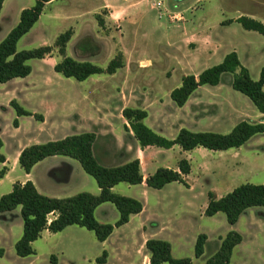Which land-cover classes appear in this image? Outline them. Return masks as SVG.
<instances>
[{
  "label": "rangeland",
  "instance_id": "374dc122",
  "mask_svg": "<svg viewBox=\"0 0 264 264\" xmlns=\"http://www.w3.org/2000/svg\"><path fill=\"white\" fill-rule=\"evenodd\" d=\"M162 3V11L165 12L164 20L167 19L174 28L173 30H175L172 34L174 44L166 50L165 59L156 60L153 62L152 67L147 68V63L143 64L142 67H139V63H136L137 65L134 68L129 65L125 74L133 75V77L139 76L124 84V86L130 88L129 90H132L131 92H136L138 96L142 94L151 97L155 101L161 98V102H164L168 99V93L179 87L186 76L197 74L206 65L210 67L220 64L223 57L233 51L237 52L244 66L250 71L252 79L255 81L260 79L261 71L264 68V36L254 31L245 30L237 22H228L236 21L238 18L245 16L264 24V0H199V2L197 0H163ZM100 4V0H93L90 1L87 7L99 6ZM32 5H35V0L8 1L3 15L7 19L0 28V38L15 23L17 15L19 17V9ZM147 11L149 18L154 23L165 24L164 20L158 21L155 10L147 9ZM97 12L96 17L99 16L106 23L107 11L98 10ZM92 18H94L93 14ZM70 25L69 22H61L43 30L39 25L37 29L20 40L18 50L37 49L43 47L44 42L49 43L50 46L56 49V36L70 30ZM87 29L94 36H88L90 41L85 44L88 50L79 47L78 45L82 40L75 38L68 47L69 57L77 61L83 58L85 62L106 68L111 57L123 56L118 40L115 39L111 42L106 37L111 32L116 34L118 31L116 27L106 29V26L101 27L96 22L95 27L88 26ZM145 29L149 33L140 38H137L135 33V39L129 38L126 42V46L132 48L128 53L131 62H135L136 59L134 58L137 54L141 58L147 57L150 59H153L155 55L152 39L155 37L161 38L162 32L155 31L151 22L147 23ZM182 34L184 38L180 40ZM202 34L203 36L200 38ZM213 36L222 43L221 55L218 59H213L210 56L209 58L212 59H208V63H204V55L208 52L213 53L206 47L214 41L212 40ZM159 42L162 46L165 44L163 40ZM56 50L59 55L58 49ZM123 58L126 62L124 56ZM200 62H203V65H200ZM39 64L38 60L29 61V65L34 70L33 74L25 79H15L11 83L13 86H17H15L14 93H8L4 104L11 96L14 97L19 90L21 96H17L20 97L24 106L36 110L39 115H46L48 122L45 125H40V122L35 118H26L23 120L21 129L16 132L14 130V121L18 118L16 111L12 108L4 113L0 122L3 127L6 124L10 126V130L4 134L5 151L10 156H13L21 145L30 140H39L43 143L57 141L71 135L74 131L72 128L77 129L79 127L82 131L90 129L88 120L91 117V107L94 104L96 105L97 102L102 103V105L106 103L108 106L118 105L117 100L114 99L116 97H106L104 92L100 91L99 93L94 90L95 86L98 87L97 82H100V84L98 83L99 86H103L106 83L105 79L91 77L85 82H78L74 79L64 78L61 74L56 73L54 69L39 67ZM121 74H124V72ZM120 75L117 78L116 86L120 84ZM151 76H158L156 77L157 80L155 78L153 82L146 81V78L152 79ZM232 81L233 75L226 74L222 78L220 87L204 86L194 95L198 102L203 101L206 103H212L213 99L209 98L210 96L221 97L224 95L226 96L224 98L226 103L238 107L242 112L240 116L235 115L229 123L225 122L226 124L222 127L208 130L210 132H228L232 126L242 121L264 124V117H257L251 111L252 106L257 112L256 107L248 97L232 88ZM169 100L173 103L170 96ZM215 101H221V99ZM209 106L204 112L205 114L219 112V109L213 107L214 105ZM112 116L114 119L118 118V114ZM162 117L161 113L153 110L149 122H158ZM177 118L172 122L177 129L183 125L192 128L190 120L186 116L183 115ZM81 119L83 120L82 124L78 122ZM65 121L68 122L67 125H65ZM78 124L80 126L73 127ZM201 156L205 166H202L199 160H195L194 173L190 178V182L195 188L194 192L189 193L186 187L175 183L159 192L158 196L155 197L158 200L152 199V205L156 206L160 220L168 221L172 227L183 234V238H170L175 258H190L193 264H206L218 252L222 237L227 236L231 231V226L228 224L225 214L221 213L214 219L205 216L203 207L209 199L208 193L213 189L219 196L222 190L226 191L247 183L264 185V134L252 138L240 149H231L224 152L200 150L196 158L200 159ZM206 166L210 169L216 168V172L207 174L206 170L208 169ZM9 191V187H0V198L9 194ZM187 204L190 208L186 207ZM263 210L264 208L261 207L251 208L242 217V221L237 228L242 232L245 243L234 250L230 264H264V242L259 246L252 245L251 238H257L258 236L255 234V230L251 228L249 221L251 216L262 217L260 212ZM98 215L100 219H104L102 213L99 212ZM50 218L53 219L54 216L51 215ZM106 219L113 221L112 218ZM202 234L207 236L208 241L204 255L197 259L195 257V245L199 235ZM22 235L23 219L20 207L13 212L0 215V264H99L97 259L106 251L102 247V243L97 240L94 232L79 226H71L61 233L42 234L41 238L33 243L36 254L22 258L16 254L15 250V246ZM259 238H264V234L260 235ZM125 239L131 240V238ZM112 244L115 243L112 242ZM123 249V252L113 251L112 258L109 263L107 258L106 264H126L122 261V257H131L134 253L142 257V260L147 255L146 249L137 242L126 245ZM120 254L123 256L120 257ZM137 259L135 257L136 263L139 262Z\"/></svg>",
  "mask_w": 264,
  "mask_h": 264
},
{
  "label": "trees",
  "instance_id": "16d2710c",
  "mask_svg": "<svg viewBox=\"0 0 264 264\" xmlns=\"http://www.w3.org/2000/svg\"><path fill=\"white\" fill-rule=\"evenodd\" d=\"M6 0H0V13ZM53 0H35L32 8L24 9L20 15L18 25L0 43V84L8 83L15 79H24L31 75L30 60L44 59L54 51L52 46H43L29 51H19L18 44L40 20L47 3ZM99 26L104 27L103 20L98 16ZM245 30L254 31L264 36V24L250 17H240L236 21ZM228 23H232L228 22ZM73 36V30L61 34L55 43L59 55L63 58L54 68L56 73L64 78L84 82L94 75H113L125 66L122 55L115 57L103 69L90 62H80L67 56V46ZM90 38L83 39L79 47L88 50L85 46ZM226 74L233 75L232 88L248 97L256 109L264 115V68L260 79H252L250 71L242 65L237 52L227 54L222 63L210 67L195 75L186 76L182 84L171 92V99L178 107H184L190 97L202 86L217 87L221 85L222 78ZM18 117L33 116L41 120L40 115H33L21 107L15 100L10 104ZM123 117L126 119L135 138L142 148L158 147L171 149L179 146L183 151L190 152L203 148L213 152H224L231 149H240L252 138L264 134L263 123L242 121L228 134L215 132H193L181 129L173 140L165 138L145 124L148 113L141 109L125 108ZM14 125H18L17 120ZM96 135L83 133L68 136L57 141L45 144H35L23 149L19 156V165L30 174L32 169L47 158L62 156L78 161L84 171L95 179L101 193L96 196L88 192H82L68 198H51L39 193L31 181L15 183L9 194L0 198V215L10 213L21 208L23 219V235L15 246L16 254L25 258L36 254L33 243L41 238L42 233L48 230L52 234L63 232L71 226H79L95 233L99 242H105L114 232L130 221L132 215L143 211V204L133 198L118 195L113 188L120 184L140 185L144 181L140 161L135 160L125 165L106 168L99 164L94 155ZM4 144L0 138V163L6 162L2 153ZM7 168L0 170V180L7 173ZM192 166L186 159L178 164V171L160 168L147 179V185L151 189L161 190L171 183L186 185L185 177L191 174ZM54 175V171L52 172ZM209 203L205 211L206 217H214L218 213L226 215L228 224L235 226L242 215L250 208H264V185L243 184L235 188L221 199H216L213 193L208 194ZM112 203L120 214L115 225L101 224L95 217L96 209L104 204ZM54 218L51 219L50 216ZM208 241L206 235H199L195 245V257L201 258L205 252ZM242 243V236L231 231L221 240V246L206 264H230L233 251ZM145 248L150 254L151 264H193L192 259H178L173 256L172 246L169 242L159 239H150ZM108 252L104 251L97 259V263L105 264Z\"/></svg>",
  "mask_w": 264,
  "mask_h": 264
},
{
  "label": "crops",
  "instance_id": "0c3cea01",
  "mask_svg": "<svg viewBox=\"0 0 264 264\" xmlns=\"http://www.w3.org/2000/svg\"><path fill=\"white\" fill-rule=\"evenodd\" d=\"M8 1L9 0L5 1L2 12L0 13V28L3 25L4 21L7 19V17H4L3 15ZM90 1L93 0H53L47 3L44 8L42 16L40 17V20L36 23V25L29 33L37 29L39 25H41L40 27L43 30L44 28L45 29L46 28L48 29L49 27L51 28L52 26H55L61 22L63 23L69 22L71 24L70 29L73 30V36L67 46V56H68V47L73 39L77 38L79 40H83L85 37L88 36L94 37L92 33H89L87 31L88 30L87 28L88 26L95 27L96 22H98L96 17V15H98L97 11L98 10L107 11V15L105 18L107 19L106 23L103 21L104 27L106 26V29L116 27L118 31L116 32V34L111 32L110 35L106 37L111 42L115 41V39L118 40L120 44V51L125 57L126 62H125V66L122 69H119L113 75L102 74V75H94L92 77H97V79H105L106 83L103 86L102 85L99 86L100 82H97L98 87L95 86L94 90L96 92L98 91L99 93L100 91L104 92V95L106 97L108 96L116 97L114 99L117 100L118 105L114 106L110 104L111 106H108L106 103L102 105V103L97 102L96 105L94 104V106L91 107L92 108L90 113L91 117L88 120V126L90 127V129L82 131L79 129L78 126L80 125L78 124L77 126H73L78 128L77 129L72 128L74 131L69 136L80 135L83 133H94L96 135V142L94 145V155L97 161L99 162V164L102 165L103 167L115 168L135 160L140 161V167H141L142 175L144 177L143 183L140 185H129L126 183H120L113 188V192L118 195H122L140 201L144 206L143 211L139 214L132 215L130 221L127 224L119 228H115L112 235L105 242L102 243V247L106 249V251L108 252V263L112 258L113 251L123 252L124 251L123 247L129 244L132 245L135 242L139 243L140 246L146 249L145 244L150 239H159L169 242L172 246V253H173V244L172 241H170V238H183V234L179 230H176L174 227H172L168 221L160 220V216L159 214H157L156 206L152 205V201L158 200L155 197H157L158 193L163 191L167 186L178 182L171 183L161 190H156L148 187L147 179L153 174H155L156 171L160 168H166V169L178 171L179 162L181 160L186 159L190 162L192 166V171L190 175L185 177L186 185L181 183L179 184L186 187L189 193H192L194 192L195 188L194 186H192L190 182V178L194 173L195 160L196 161L199 160L201 165L205 166L202 156L200 157V159H197L196 156L198 155V151L200 150L208 151V150L203 148H198L193 151L186 152L183 151L179 146H174L171 149H163L158 147L142 148L138 140L135 138L134 133L130 128V125L123 117V110L125 108H135L146 111L148 113V117L145 120V124L157 134L165 138H168L170 140L175 139L178 133L180 132V130L183 128L193 132H206L208 130H214V128L216 129L222 127L224 124L229 123L230 120L235 117V115L240 116L242 112L238 107L234 105H230L228 102L226 103L224 101V98L226 96L224 95H222L221 97L210 96L209 98L213 99V101H211L212 103L209 102L206 103L203 101L198 102L196 100L197 98L194 97V95L198 93V91L202 89L204 86L200 87L190 97V99L188 100V102L184 107H178L176 104H174V102L172 103L169 100V96L171 97V92L174 89H172L168 93V99L164 102H161V98L158 99L159 101L158 100L155 101V99H152L151 97H146L145 95L143 96L142 94H139L138 96L136 92L134 91H133L134 93L131 92L132 90H129L130 88L124 86V84L129 82L133 78H138L139 76L133 77V75L125 74L129 65L130 67L134 68L137 65L136 63H139V67H142L143 64L147 63L146 67L148 68V67H152L153 62H155L156 60L162 58L165 59L166 50L170 49L171 45L174 44L172 34H174L175 30H173L174 28L172 27V25H170L167 19L164 20L165 16L163 18H160L159 11L156 8V4L158 0H100L101 4L99 6L88 8L87 5L90 3ZM161 2H163V0H161ZM197 2H199V0H197ZM33 6L34 5L30 7H22L19 9L18 11L19 17L17 15V19L15 23L0 38V43L18 25L20 21L21 12L24 9L32 8ZM147 9L155 10L157 12L158 21L164 20L165 24L154 23L153 20L149 18L148 15L149 13ZM92 14L94 18H92ZM71 19H75V20H71ZM43 21L45 22L43 23ZM236 21L234 20L232 21V23ZM150 22L153 24V28L155 29V31L162 32L161 38L155 37L154 39H152L153 40L152 47L155 51V55L153 56V59H150L147 57L141 58L139 54H137L136 58H134L136 59L135 62H131L128 53H130L132 48L127 47L126 42L129 40V38L135 39L134 36L135 33L137 38H140L141 36L146 35V33H149L148 30L145 29V27L147 23L149 24ZM60 35L56 36L55 41ZM202 36L203 34L200 36V38H202ZM182 38H184V35L180 37V40ZM162 40L165 43L163 46L159 42ZM212 40L214 41L211 42L206 47L208 48V50L210 49L211 51H213V53L208 52V54L204 55V59H205V61H203L204 63L206 62L208 63V59H212V58L218 59L219 56L221 55L220 52H221L222 43L218 38H215L214 36ZM43 46H50V44L44 42ZM55 50L56 49H54L52 56H47L44 59H34L39 61L40 63L39 67L40 66L42 68L47 67L51 70L54 69L55 66L60 61H62L63 58L60 55H58L57 50L56 52ZM210 56L212 58H209ZM225 56L223 57V59L221 57V59L224 60ZM94 59H96V57H94ZM113 59L114 57H111L110 62ZM79 61L85 62L83 58L79 59ZM203 62H200L201 63L200 65H203ZM222 62L223 61H221V63ZM242 65L244 66L243 63ZM210 67L209 65H206L197 74H195V76L197 77L201 72H203L204 70ZM33 72L34 70L32 68L31 74H33ZM123 72L124 74H121ZM119 75L121 77L119 81L120 84L119 86H116V81ZM156 77L158 76H151L152 79L146 78V81L153 82L155 81ZM13 81L14 80L5 84H0V119L2 118V115H4V113L12 109V106L10 104L14 100L26 111L32 113L33 115H39V113L36 110L28 109L24 106V103L20 100V97L17 96V95L21 96L19 90L18 91L16 90L17 91L16 95L13 94L14 97L11 96V98L6 102V104H4V100L5 98H7L8 93L9 92L14 93L15 86H17V85L13 86L11 84ZM220 86L221 85L217 87ZM219 99H221V101H215ZM209 105H214L213 107L219 109V112L216 114H205L204 112L208 107H210ZM153 110L163 115L162 119L159 120L158 122L157 121L149 122L151 112ZM251 111L255 115H257V117H264V115L261 114L258 110L256 112V110H254L252 106H251ZM113 114H118V118L114 119V117L112 116ZM183 115L190 120V126H192V128L183 125L177 129V127L173 125L172 122L177 120L178 119L177 117ZM40 116L42 117L41 120H37L36 118L35 119L40 122L39 123L40 125H45L48 122L46 115L40 114ZM26 118H34V117L22 116L15 119V121L17 120L18 122L17 127L16 125H14V130L16 132L21 129L23 120ZM82 121L83 120L81 119L78 122L82 124ZM67 123L65 121V125H67ZM235 126L236 125L232 126L230 128L231 130L229 129L230 131L228 132L225 131V133L224 131L221 132L216 131V132L221 134H228L233 130ZM9 130H10L9 124H6L3 127L0 122V138L2 139L4 144L1 151L3 155L6 157V162L4 164L0 163V170L3 169L4 167H6L8 170L5 177L0 180V187H7V188L9 187L10 188L9 192H11V190L13 189V185L15 183L19 182L24 184L27 181H31L35 185V187L37 188L40 194L51 198H60V199L72 197L82 192H88L96 196H98L101 193V190L95 179L89 176L84 171V169L82 168L81 164L78 161L68 157L55 156V157L47 158L44 161L38 163L32 169L30 174H27L19 165V156L21 151L28 146L35 144H45L47 142L43 143L42 141L39 140H30L26 144L21 145L13 156H10L5 151L6 143L4 141V134ZM206 168L208 169L206 170L207 174H213L214 172H216L215 170L216 168L210 169L208 166H206ZM53 171H54V175H52ZM234 189L235 188L233 187L226 191L222 190V193L219 196L216 194V191L213 189L209 193H213L216 199H221L222 197L226 196L228 193L232 192ZM208 203H209V199L205 204V206L203 207L204 213L208 207ZM188 204L186 205V207L190 208ZM250 209H248L242 215V217L245 214H247ZM99 212L103 214L104 219H100L98 215ZM220 214L221 213H218L214 217H208V218L214 219ZM260 214L262 215V217L260 218H257L256 216L249 217V221L251 223L250 226L255 230V234H257L258 236L257 238H251L253 246L256 245L259 246L260 244H262V242H264V238H259L260 235L264 234V210L261 211ZM95 217L97 221L100 222L101 224L115 225L120 218V214L112 203H104L96 209ZM242 217L235 226H231V231H236L242 236V243L236 246L235 249H237L238 247H240L242 244L245 243V238L242 235V232H240V230H238L237 228L240 222L242 221ZM106 218H112L113 221H109L110 219H106ZM44 233L52 234L48 230L44 231L42 234ZM225 236H223L222 238H224ZM125 238H131V240L129 241ZM112 242L115 244H112ZM119 242L120 244L118 245ZM119 248L121 249L119 250ZM146 252L147 255L144 256V260H142V257H140L138 254L134 253V255L131 257H127V258L122 257V261L125 262L126 264H151L150 254L148 253L147 250ZM121 256L123 255L120 254V257ZM135 257L138 258L137 260H139V262L136 263Z\"/></svg>",
  "mask_w": 264,
  "mask_h": 264
},
{
  "label": "built area",
  "instance_id": "2783aa9c",
  "mask_svg": "<svg viewBox=\"0 0 264 264\" xmlns=\"http://www.w3.org/2000/svg\"><path fill=\"white\" fill-rule=\"evenodd\" d=\"M162 5H163V3L161 2V0H158L157 4H156V8L159 11L160 18H163L165 16V12L162 11ZM170 18H172V17H170Z\"/></svg>",
  "mask_w": 264,
  "mask_h": 264
}]
</instances>
